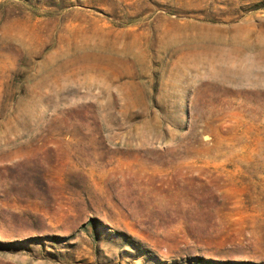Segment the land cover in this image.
Here are the masks:
<instances>
[{
  "label": "rangeland",
  "instance_id": "1",
  "mask_svg": "<svg viewBox=\"0 0 264 264\" xmlns=\"http://www.w3.org/2000/svg\"><path fill=\"white\" fill-rule=\"evenodd\" d=\"M0 264H264V0H0Z\"/></svg>",
  "mask_w": 264,
  "mask_h": 264
}]
</instances>
